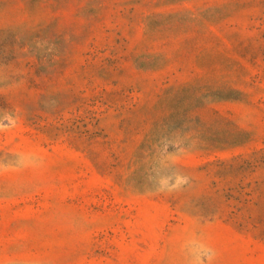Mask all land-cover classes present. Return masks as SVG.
I'll list each match as a JSON object with an SVG mask.
<instances>
[{
	"label": "rangeland",
	"instance_id": "rangeland-1",
	"mask_svg": "<svg viewBox=\"0 0 264 264\" xmlns=\"http://www.w3.org/2000/svg\"><path fill=\"white\" fill-rule=\"evenodd\" d=\"M0 264H264V0H0Z\"/></svg>",
	"mask_w": 264,
	"mask_h": 264
}]
</instances>
